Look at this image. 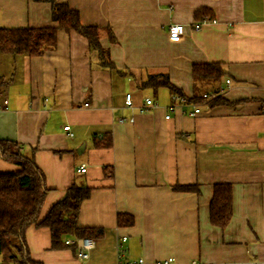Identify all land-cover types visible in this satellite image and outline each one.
Wrapping results in <instances>:
<instances>
[{"label":"crops","instance_id":"0c3cea01","mask_svg":"<svg viewBox=\"0 0 264 264\" xmlns=\"http://www.w3.org/2000/svg\"><path fill=\"white\" fill-rule=\"evenodd\" d=\"M52 3L66 4L83 26L99 29L114 69L101 67L73 32L57 31L56 47L40 57L0 54V139L22 145L44 175L39 219L70 186H84L90 193L76 225L101 236L80 262L75 251H50L48 229L30 226L29 259L115 264L126 237L128 261H264V0H0V29L56 26ZM201 9L214 21L197 22ZM173 24L185 28L178 43L167 41ZM203 64H221L224 77L197 86L205 99L195 103L201 105L195 118L175 109L165 119L173 95L140 87L148 76L167 75L190 99L192 67ZM144 99L155 106L141 111ZM105 135L111 147L96 148L94 139ZM18 170L0 159V173ZM216 184H229L232 192V216L223 229L209 222ZM176 185H194L198 193L173 191ZM118 215L130 216L132 225L118 226Z\"/></svg>","mask_w":264,"mask_h":264},{"label":"trees","instance_id":"16d2710c","mask_svg":"<svg viewBox=\"0 0 264 264\" xmlns=\"http://www.w3.org/2000/svg\"><path fill=\"white\" fill-rule=\"evenodd\" d=\"M197 22H213L214 16L208 9L197 10L194 14ZM51 20L56 26L29 29H0V54L23 55L28 58L40 57L56 47L57 31L67 34L73 32L83 37L88 47L95 51L101 67L114 69L109 53L99 44V29L83 26L77 11L66 4L52 3ZM111 43L115 41L109 33ZM194 94L191 103L204 101L203 93L197 86L205 87L219 83L224 77L221 64L193 65L191 70ZM141 88H166L171 95H184L168 81L167 75L148 76L140 83ZM213 95L218 89H214ZM219 100V99H213ZM96 148H110L111 136L94 139ZM23 146L15 141L0 139V159L19 168L12 173H0V254L6 260H19L23 264H37L29 259L25 241V231L30 226L46 228L49 231L50 251H75V245L65 241L77 239H97L100 230L79 228L76 225L77 213L81 202L89 197L90 189L72 185L66 190L65 197L51 206L47 214L39 219L47 188L42 171L36 166L33 156L26 155ZM34 151V150H33ZM32 151V152H33ZM176 192L198 193L194 185H176L171 187ZM232 216V192L229 184H216L212 188L209 201V222L219 229L225 228ZM132 218L127 215L117 216L118 226H131Z\"/></svg>","mask_w":264,"mask_h":264},{"label":"built area","instance_id":"2783aa9c","mask_svg":"<svg viewBox=\"0 0 264 264\" xmlns=\"http://www.w3.org/2000/svg\"><path fill=\"white\" fill-rule=\"evenodd\" d=\"M195 30L200 28L199 24H196L194 26ZM185 28L183 25L180 24H173L168 27L166 37L167 41L170 43H178L183 37ZM226 84H228V81H226ZM174 103H171L169 106L166 107L167 114L165 115V119H169V114L173 112L175 109H178L181 111V114L189 117V118H195L200 114V104H195L188 102L186 98L180 97V96H173ZM132 99L130 94L125 95L124 99V105L126 108L132 107ZM155 105L150 99H144V103L140 107L141 111L147 110L149 108H153ZM132 121V119H130ZM119 122H123V119H119ZM64 131L68 132L69 127H64ZM68 136L71 137L72 135L68 133ZM78 173H84L85 167H79L77 169ZM126 241V237H121L119 240V243L117 245V261L115 264H173L172 259H165L162 261H155L152 263H148L142 258H138L133 261H128L123 259V248L122 245ZM66 244L69 245H75V257L78 261L82 262L88 259L89 253L94 250L95 248V241L92 239H77V240H66ZM1 256V254H0ZM4 264H23L19 260H10L8 263ZM191 264H207V263H197L192 262ZM218 264H264V261L262 260H248L242 263H218Z\"/></svg>","mask_w":264,"mask_h":264},{"label":"rangeland","instance_id":"374dc122","mask_svg":"<svg viewBox=\"0 0 264 264\" xmlns=\"http://www.w3.org/2000/svg\"><path fill=\"white\" fill-rule=\"evenodd\" d=\"M10 260H6L4 256H0V264L8 263Z\"/></svg>","mask_w":264,"mask_h":264},{"label":"water","instance_id":"95a60500","mask_svg":"<svg viewBox=\"0 0 264 264\" xmlns=\"http://www.w3.org/2000/svg\"><path fill=\"white\" fill-rule=\"evenodd\" d=\"M83 149V147H81V150ZM77 152H79V150L77 151Z\"/></svg>","mask_w":264,"mask_h":264}]
</instances>
